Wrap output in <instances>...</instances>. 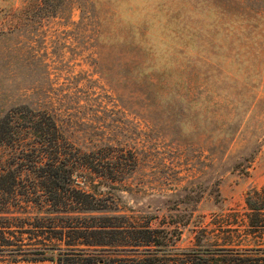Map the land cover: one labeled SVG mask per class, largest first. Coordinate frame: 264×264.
<instances>
[{"label": "rangeland", "instance_id": "1", "mask_svg": "<svg viewBox=\"0 0 264 264\" xmlns=\"http://www.w3.org/2000/svg\"><path fill=\"white\" fill-rule=\"evenodd\" d=\"M0 30V114L52 113L88 153L94 171L70 180L98 210L59 215L76 231L23 234L21 250H119L124 236L82 228L150 217L178 249L239 240L227 230L242 229L245 194L264 186V0H0Z\"/></svg>", "mask_w": 264, "mask_h": 264}, {"label": "trees", "instance_id": "2", "mask_svg": "<svg viewBox=\"0 0 264 264\" xmlns=\"http://www.w3.org/2000/svg\"><path fill=\"white\" fill-rule=\"evenodd\" d=\"M49 12L55 14L57 8L50 6ZM72 147L60 133L54 115L44 109L19 104L0 114V149L5 152L0 160V259L59 264L73 254L83 257V264H264V186L249 189L245 194L242 229L227 230L239 232L237 242L223 241L221 245H213L214 248L195 244L192 249H178L169 238L164 241L169 230L150 228L153 219L150 217L141 223L126 222L124 226L82 228L88 231L87 237L124 236L117 242L119 250L112 247V242L103 241L81 243L84 247L101 248L96 252L60 253L56 246L43 244L76 231L77 228L69 225L56 226L59 215L98 211L87 202L89 194L71 183L70 178L78 169L94 171L85 159L88 153H79ZM23 234L33 239L44 236L43 242H39L42 250H21ZM108 248H113L111 253L116 254L115 258L108 255ZM53 250L57 254L44 256ZM0 264H3L1 260Z\"/></svg>", "mask_w": 264, "mask_h": 264}]
</instances>
